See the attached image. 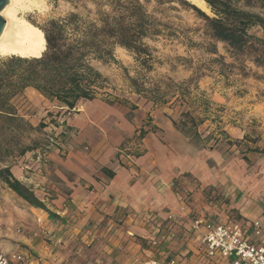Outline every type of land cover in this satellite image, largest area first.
Wrapping results in <instances>:
<instances>
[{
  "label": "crops",
  "instance_id": "crops-1",
  "mask_svg": "<svg viewBox=\"0 0 264 264\" xmlns=\"http://www.w3.org/2000/svg\"><path fill=\"white\" fill-rule=\"evenodd\" d=\"M136 105L128 115L99 98L82 102L59 119L75 141L64 157L59 149L50 152L53 173L39 178L25 171L32 162L17 166L16 177L56 216L31 207L34 231L8 251L24 253L25 264H169L180 254L178 264H200V233L189 230L191 217L228 222L264 216L263 170L251 172L244 158L260 153L264 167V151L242 148L250 144L249 132L264 126H240L231 116L236 122L207 139L198 128L196 139L175 126L170 109L148 100ZM138 136L143 146L134 162L121 160L118 148ZM238 138H244L239 146L233 144ZM169 214L179 220L171 231L164 226Z\"/></svg>",
  "mask_w": 264,
  "mask_h": 264
},
{
  "label": "trees",
  "instance_id": "trees-1",
  "mask_svg": "<svg viewBox=\"0 0 264 264\" xmlns=\"http://www.w3.org/2000/svg\"><path fill=\"white\" fill-rule=\"evenodd\" d=\"M67 1L73 5V10L64 17L36 25L44 42L34 55L0 59V183L31 207L52 216L56 215L46 203L15 175L17 166H24L25 156L42 146L31 136L51 125L58 129L57 136L65 138L67 132L59 128L65 122L60 123L59 119L77 112L82 102L107 94L104 90H107L109 79L97 65L118 64L117 47L130 52L145 71L152 70L156 58L150 41H156L162 35L177 36L167 29L168 23L157 16L156 13H160L158 7L177 3L202 19L203 46L207 52L218 54L217 44L224 43L238 58L246 56L257 67L264 68V0H204L213 16L189 0ZM152 3L155 7L150 9ZM162 10L166 11L165 8ZM257 30L259 34L255 32ZM130 80L137 94L150 97L157 105L168 103L167 93L161 86L146 87L145 82L137 78ZM28 89L55 103L61 110L58 117L49 111L50 121L41 120L37 125L27 119L18 101ZM186 90L180 87L175 100L184 101ZM108 103L113 105L114 101ZM203 121L190 111H183L179 121L173 120L181 132L196 139L200 137L198 126ZM254 151L263 152L258 148Z\"/></svg>",
  "mask_w": 264,
  "mask_h": 264
},
{
  "label": "rangeland",
  "instance_id": "rangeland-1",
  "mask_svg": "<svg viewBox=\"0 0 264 264\" xmlns=\"http://www.w3.org/2000/svg\"><path fill=\"white\" fill-rule=\"evenodd\" d=\"M40 1V9L31 12L20 10L19 15L37 26H42L49 19L64 17L73 10V5L67 0ZM154 7L152 3L150 9ZM158 10L160 13L157 12V16L167 22V29L175 32L177 36L162 35L156 41H150L156 58L151 71L142 69L130 52L117 47L115 57L118 64L97 65L109 79L107 90H104L107 94L102 93L98 98L106 103L113 100V105L128 109L130 115L136 109V104L142 105L145 100L151 101L150 97L134 92L130 78H137L140 82H145L146 87L159 85L166 91L168 103L159 104V107L170 109L169 112L177 121L181 119L183 111H190L203 118L204 124L202 122L198 128L205 135V139L226 122H236L235 119H230L231 116L238 117L240 126L246 123L249 126H264V68L257 67L246 56L238 58L232 51L227 50L224 43L217 44L218 54L207 52L203 46L204 21L192 10L177 3L165 4L158 7ZM207 14L213 16L212 11ZM255 32L259 34L258 30ZM190 41L198 45L190 44ZM8 57L11 56H0V59ZM180 87L187 89L184 101L175 100ZM18 104L21 112L34 125L41 120L49 122L52 116L58 117L57 113L61 111L55 103L33 89H28ZM49 111L52 116L48 115ZM260 131L264 135V129L254 128L249 132L247 141L250 144L243 146L244 150L246 147H253V150L257 147L259 151H264V137ZM56 134L58 130L49 125L40 133L31 136L38 139L42 146L36 152L25 156L24 161L32 162L25 171L29 174L35 173L39 178L54 172V165L48 159L50 152H57L59 149L58 155L64 157L75 141L74 132H67L65 138ZM243 139L238 138L233 144L239 146L242 143L238 141L242 142ZM215 140L213 138L210 142L213 146L216 144ZM129 141L120 147L127 145ZM244 158L249 162L251 172L256 173V168H259L257 172L261 173L263 170L264 173L263 163L260 164L259 160L257 162V159H262V154L253 152L251 159ZM36 221L37 215L31 210V206L5 184L0 183V250L14 249L18 237L34 231Z\"/></svg>",
  "mask_w": 264,
  "mask_h": 264
},
{
  "label": "built area",
  "instance_id": "built-area-1",
  "mask_svg": "<svg viewBox=\"0 0 264 264\" xmlns=\"http://www.w3.org/2000/svg\"><path fill=\"white\" fill-rule=\"evenodd\" d=\"M141 135V134H140ZM143 141L133 139L127 145L118 148L121 160L134 162L136 153L142 150ZM219 195L211 194L210 203ZM178 218L169 214L164 226L171 231ZM189 230L200 233V264H264V216L253 219H231L228 222L212 220L204 216H193ZM152 246L158 241L153 240ZM183 254L173 257L169 264H178ZM26 255L20 251L0 250V264H25ZM142 264H160L158 260L149 259Z\"/></svg>",
  "mask_w": 264,
  "mask_h": 264
},
{
  "label": "bare ground",
  "instance_id": "bare-ground-1",
  "mask_svg": "<svg viewBox=\"0 0 264 264\" xmlns=\"http://www.w3.org/2000/svg\"><path fill=\"white\" fill-rule=\"evenodd\" d=\"M206 13H211L204 0H189ZM40 0H9L1 11L6 23L0 35V56H30L34 55L43 45L40 28L30 22L19 11L40 9Z\"/></svg>",
  "mask_w": 264,
  "mask_h": 264
},
{
  "label": "water",
  "instance_id": "water-1",
  "mask_svg": "<svg viewBox=\"0 0 264 264\" xmlns=\"http://www.w3.org/2000/svg\"><path fill=\"white\" fill-rule=\"evenodd\" d=\"M9 0H0V35L3 32L4 26H5V19L1 15L2 9L5 7V5L8 3ZM207 4V3H206ZM208 5V4H207ZM209 7V5H208ZM210 8V7H209ZM211 10V9H210Z\"/></svg>",
  "mask_w": 264,
  "mask_h": 264
}]
</instances>
